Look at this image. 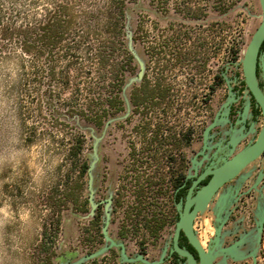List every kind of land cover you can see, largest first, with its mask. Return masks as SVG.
<instances>
[{
    "label": "rangeland",
    "instance_id": "obj_1",
    "mask_svg": "<svg viewBox=\"0 0 264 264\" xmlns=\"http://www.w3.org/2000/svg\"><path fill=\"white\" fill-rule=\"evenodd\" d=\"M61 2L74 12L63 44L80 46L60 52L54 76V50L27 52L20 36L0 37V264H119L114 249L87 258L106 245L99 235L104 205L92 211L87 169L81 175L92 160L94 202L111 199V236L134 251L139 228L157 221L167 199L172 157L176 171L184 152L175 135V89L188 97L192 71L209 69L207 54L212 76L236 48L239 60L260 20L257 0H130L120 41L104 50L100 65L108 0H0V10L4 19L17 16L15 26H37ZM126 53L132 69L123 64ZM118 74L123 109L102 115ZM156 80V95L168 89L172 105L150 116L146 128L133 94ZM254 252L264 264L260 233Z\"/></svg>",
    "mask_w": 264,
    "mask_h": 264
},
{
    "label": "flooded vegetation",
    "instance_id": "obj_2",
    "mask_svg": "<svg viewBox=\"0 0 264 264\" xmlns=\"http://www.w3.org/2000/svg\"><path fill=\"white\" fill-rule=\"evenodd\" d=\"M257 1L260 20L256 28L262 19L260 0ZM236 50L230 62L220 64L213 76L210 54H207L205 58L209 69L204 68L205 72L198 76L192 71L186 99L178 96L179 89H175L178 92L177 95L175 93V135H181L184 140V152L179 158L176 171L175 157H172L170 190L165 192L167 199L162 204L157 221L149 223L147 230L139 228L140 238L133 242L136 248L134 251H130L124 241L111 236L109 221V236L123 244L128 258L135 259L125 260L120 246L109 247L117 252L119 264H146L137 259L138 256L152 264H208L210 254L211 264H259L254 252V239L257 233L263 239L264 223L259 232L255 213L264 209V145L256 157L218 186L206 205L193 217L192 233L202 252L182 228L177 233V222L180 219L178 204L181 202L185 206L190 188L193 187L191 197H194L199 189L210 182L213 177L211 171L215 166L222 165L224 159L229 160L254 145L264 131V108L247 86ZM123 64L126 69H132L129 53L125 54ZM256 75L264 94V40L259 49ZM118 76L115 80L117 82L111 84L109 107L104 108L102 115L108 116L123 109L120 90L124 76ZM149 85L153 88H149L143 81L133 94L134 104L140 106V113L147 121L146 128L150 116L158 115V109L172 105L166 96L168 89L158 88L157 94L165 95H156L158 80ZM228 99L230 103L225 106ZM99 117L96 114L97 125L102 123ZM216 117L217 124L205 137L207 126ZM106 201L100 200L98 208L101 204L105 205ZM118 201L119 197L115 195L113 204L116 205ZM194 207L193 203L190 211ZM102 226H99V235L105 240ZM177 247L187 254H181Z\"/></svg>",
    "mask_w": 264,
    "mask_h": 264
},
{
    "label": "water",
    "instance_id": "obj_3",
    "mask_svg": "<svg viewBox=\"0 0 264 264\" xmlns=\"http://www.w3.org/2000/svg\"><path fill=\"white\" fill-rule=\"evenodd\" d=\"M260 5L262 8V19L258 27L253 32L252 36L250 37L249 41L247 42L245 48L242 51V55L240 57V63L242 66L243 75L245 78V81L247 83V86L251 90V92L254 94L256 99L261 103V105L264 108V94L259 86L257 75H256V67L258 62V55H259V49L260 46L264 40V0H260ZM138 62L140 65L139 70V79L142 77L143 69H144V63L142 60L138 58ZM125 89V87H124ZM230 103V99H228L225 102V106H227ZM218 122V117H216L206 128L205 130V137H207L209 130L216 125ZM264 145V131L259 137L258 141L250 146L245 148L244 150L240 151L238 154L233 156V158L226 160L224 159V163L220 166H215V168L211 171L213 174L212 179L210 182L206 185H204L201 189H199L194 197H191V193L193 190V187L190 188L185 206L183 207V204L180 202L178 204V209L180 210V219L177 222V233L180 228H182L186 235L193 241L198 248L201 250V247L197 244L196 240L194 239L193 233H192V219L197 213L198 210H201L207 203V201L210 199V197L213 195L215 190L218 188V186L227 178L235 175L248 161L256 157L261 148ZM96 155V154H95ZM96 160H92L87 168L89 180H88V189H89V201L91 203L92 211L98 206V203L94 202V191H93V170L95 167ZM197 183V181L194 183V185ZM195 204V207L193 210L190 211V206L192 204ZM110 205H111V199H107L104 205V222L102 226V232L104 235V239L106 242V245L99 251L94 252L87 256V258H92L97 256L98 254L102 253L103 251L107 250L111 246H120L121 247V253L125 260H135L132 258H128L125 249L122 243H118L112 239L108 234V224L110 221ZM264 223V209L258 211V224H259V232L262 229ZM178 251L181 254H187L184 250L178 248ZM212 255H208V264L210 263ZM137 259L142 260L146 264H152L148 260L144 259L142 256H138Z\"/></svg>",
    "mask_w": 264,
    "mask_h": 264
},
{
    "label": "trees",
    "instance_id": "obj_4",
    "mask_svg": "<svg viewBox=\"0 0 264 264\" xmlns=\"http://www.w3.org/2000/svg\"><path fill=\"white\" fill-rule=\"evenodd\" d=\"M12 2L18 0H11ZM107 8L105 13L109 15V21L104 27L105 37L102 39L99 47L97 48L98 63L100 65L105 64L104 50L112 49L113 44L116 40L119 41V35L122 31V24L124 19V7L125 4L130 0H108ZM5 12L0 10V37L2 39L12 38L20 36L24 42V50L27 52L42 53L45 50H54L57 54L52 61L54 63L51 66V76L55 75L54 66L60 58V52L62 50L76 51L80 46L79 42H75L74 46L63 44L64 36L74 25V12L68 2H61L56 4V8L53 12L49 13L45 19L39 21L37 26L22 25L15 26L12 14H8V18L4 19ZM76 149H81L82 140H76L74 142ZM76 143L79 145L77 146ZM87 162L84 161L81 167V175L86 174Z\"/></svg>",
    "mask_w": 264,
    "mask_h": 264
},
{
    "label": "bare ground",
    "instance_id": "obj_5",
    "mask_svg": "<svg viewBox=\"0 0 264 264\" xmlns=\"http://www.w3.org/2000/svg\"><path fill=\"white\" fill-rule=\"evenodd\" d=\"M201 244H202V242H201ZM203 244H204V242H203ZM202 246V245H201ZM204 247V246H203ZM205 248V247H204Z\"/></svg>",
    "mask_w": 264,
    "mask_h": 264
}]
</instances>
